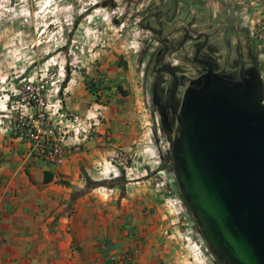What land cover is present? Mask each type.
<instances>
[{"label": "rangeland", "instance_id": "1", "mask_svg": "<svg viewBox=\"0 0 264 264\" xmlns=\"http://www.w3.org/2000/svg\"><path fill=\"white\" fill-rule=\"evenodd\" d=\"M96 1L82 0L87 4L79 8L73 3L54 8L52 0H0V143L19 139L21 145H28L30 153L37 156V141L27 136L29 131L41 130L46 134L47 145L53 147L62 145L64 132L68 130L65 123L53 116L56 108H61L70 119L78 117L79 121L90 115L98 117L99 108L90 109L85 115L66 110L70 87L76 80L92 86L97 93V104L103 103L102 90L111 92L114 89L109 97L114 100L137 96L147 116L145 145L138 148L142 156L134 155V151L116 153L93 171L92 181L98 183L97 188L91 190L86 184L80 193L85 197L95 191V197L90 201L96 211H101V215L98 214L103 218L101 225L111 226L116 232L117 241L105 242L106 253L116 252L112 256L108 254L109 261L112 264H144V261L138 262L144 259L146 264H216L178 187L173 184L172 190L167 188L173 191L174 199L169 200V195L160 192L157 186L160 170L166 171L161 181L176 183V178L173 170L162 168V157L169 152L170 146L154 116L150 79L144 78L148 61L146 52L154 47L150 43L151 33L139 25V12L144 8L120 4L115 9L90 10ZM181 1L193 4L191 0ZM201 1L204 4H193L192 9L198 10L199 18L205 19L210 8L220 36L225 30L227 12L219 0ZM261 8L255 5L248 9L258 13ZM180 11L184 14L185 9ZM238 27L243 28L241 24ZM247 38L254 41L257 50L258 39L251 37L245 28L239 35L229 37L232 44L236 40L244 44ZM217 44L221 45L219 39ZM106 59H112L114 63H110L105 73L100 67ZM261 69L264 72V64ZM67 77L69 82L65 85ZM103 83L106 85L101 87ZM119 86L127 96L119 92ZM32 91L39 92L40 99L44 100L42 110L29 100ZM103 101L111 103L107 98ZM40 114L45 115L44 121L39 118ZM108 131L110 134L106 133V138L113 135L110 129ZM73 132L64 138L68 144L74 142ZM85 146L80 152L86 149ZM115 173L125 180V186L111 188L104 183L115 180H110ZM142 177L147 181H136ZM129 183L134 184L127 187ZM77 198L75 195L72 205L67 208L69 213L77 210ZM86 208V205L78 207Z\"/></svg>", "mask_w": 264, "mask_h": 264}, {"label": "water", "instance_id": "2", "mask_svg": "<svg viewBox=\"0 0 264 264\" xmlns=\"http://www.w3.org/2000/svg\"><path fill=\"white\" fill-rule=\"evenodd\" d=\"M230 12L226 35L236 20L234 9ZM260 65L256 58L241 80L238 73L223 76L211 68L191 81L173 136L163 123L182 201L220 264H264V74ZM120 180L104 183L114 188Z\"/></svg>", "mask_w": 264, "mask_h": 264}, {"label": "crops", "instance_id": "3", "mask_svg": "<svg viewBox=\"0 0 264 264\" xmlns=\"http://www.w3.org/2000/svg\"><path fill=\"white\" fill-rule=\"evenodd\" d=\"M258 1L256 6H261L260 13H264V0ZM257 50L264 64V48L257 45ZM110 63L114 61L106 59L100 68L106 73ZM70 88L69 102L65 103L68 112L85 115L90 109H101L98 125L83 152L54 165L34 156L19 139L0 143V264H112L108 254L116 252L106 253L105 242L117 241L116 232L111 226L101 225V211H96L90 201L95 191L85 197L80 193L87 178L94 180L93 171L116 153L134 151V155L142 156L138 148L145 145L147 116L137 96L114 100L109 98L114 89L102 90L101 96L111 103L102 98L103 103L97 104L85 81L76 80ZM108 129L113 134L110 138L105 135L110 134ZM45 173L53 178L48 183ZM136 181L147 180L142 177ZM130 184L134 183L127 187ZM75 195L77 210L69 213L67 208ZM80 205L88 208L78 209ZM140 261L146 264L144 259Z\"/></svg>", "mask_w": 264, "mask_h": 264}, {"label": "flooded vegetation", "instance_id": "4", "mask_svg": "<svg viewBox=\"0 0 264 264\" xmlns=\"http://www.w3.org/2000/svg\"><path fill=\"white\" fill-rule=\"evenodd\" d=\"M52 1L54 8L63 7L68 3L75 4L76 8L87 4L82 0ZM121 1L97 0L91 5L90 10L101 7L115 9L120 4L144 8L142 12H139L141 14L139 25L151 33L150 43L154 46L147 49L146 52L148 61L145 66L144 78L146 81L150 79L154 116L164 139L169 143L163 123L173 136L181 104L191 81L207 74L211 68L215 73L223 76L238 73L237 77L241 80L242 72L255 66L259 54L255 49L254 41L247 38L244 44L239 40L232 44L229 37L242 32L243 28L239 29L240 26L238 27V24L240 25L238 12L244 7L255 6L259 1L226 0L227 7L220 2L228 14L224 22L225 30L220 33V36L214 26L215 16L210 8L207 9L205 19L198 17V10L192 9L193 4H204L201 0H191L193 4L181 0ZM239 7H241L240 10ZM181 8L185 9L184 14L180 11ZM230 8L234 9L236 20L226 35L231 19ZM218 39L221 45L217 44ZM260 63L258 69L262 71L263 63L261 61ZM155 87L157 97L154 104ZM164 158L172 163L169 152Z\"/></svg>", "mask_w": 264, "mask_h": 264}, {"label": "built area", "instance_id": "5", "mask_svg": "<svg viewBox=\"0 0 264 264\" xmlns=\"http://www.w3.org/2000/svg\"><path fill=\"white\" fill-rule=\"evenodd\" d=\"M237 16L241 26L249 31L251 37L258 39V47L264 48V13H252L248 8L244 7L240 10V12H238ZM29 100L34 103L35 107L39 110H42L45 106L44 100L39 97V92L35 93L32 91ZM53 116H55L56 120H59L61 123H65V127L68 128V130L64 132L63 139L61 140L62 145L49 147L46 143V134H44L41 130H37L34 133L29 131L27 136L37 141L35 152L39 158L51 164L60 165L67 156L72 155L73 152H80L82 148L88 144L92 138L94 129L98 125V117L90 115L80 121L78 117L70 119L67 114L62 113V110L59 107L54 110ZM39 118L44 121L45 115L40 114ZM73 130L74 142L68 144V140L65 142L64 138ZM116 158L120 159L118 156ZM157 167L159 168L160 166L158 165ZM165 174V170L158 171L157 175L159 176V179L157 180L159 182L157 183V186L160 192L167 193L169 195V200H173V191H168L167 188L170 187L172 190V186L175 184V181H161L163 180V176ZM118 178H120V174L115 173L110 180ZM173 206L175 207L176 205L173 204Z\"/></svg>", "mask_w": 264, "mask_h": 264}, {"label": "trees", "instance_id": "6", "mask_svg": "<svg viewBox=\"0 0 264 264\" xmlns=\"http://www.w3.org/2000/svg\"><path fill=\"white\" fill-rule=\"evenodd\" d=\"M68 82H69V77L66 78V83H65V85H66ZM86 87H87V90H88L90 93L94 94V96H97V93H96V91L93 90L92 86H90L89 84H87ZM118 90H119V92H120L123 96H127V93H126L125 91H123V89H122L121 86L118 87ZM162 168L172 170V169H173V166H172L171 161L166 160L165 158L162 157ZM52 179H53V178L51 177V175H50L49 173H45V180H44L45 183L50 182ZM119 182H120V185H119V186L123 187L122 185L125 184V180H124V181H123V180H120ZM87 184H88V186H89V188H90L91 190H94L95 188H97V184H98V183H97V182H94V181H92V180H90L89 178H87ZM175 186L177 187V184H176V183H175ZM187 210H188V209H187ZM188 212H189V211H188ZM189 214H190V212H189ZM190 215H191V214H190ZM191 220H192V219H191ZM192 221H193V220H192ZM193 222H194V221H193ZM216 264H220V263H219L218 261H216Z\"/></svg>", "mask_w": 264, "mask_h": 264}]
</instances>
